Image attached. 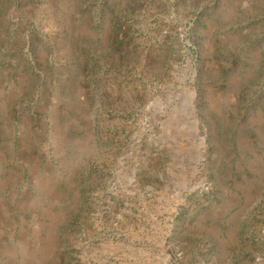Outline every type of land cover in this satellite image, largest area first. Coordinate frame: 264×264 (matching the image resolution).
Listing matches in <instances>:
<instances>
[{
    "label": "rangeland",
    "instance_id": "374dc122",
    "mask_svg": "<svg viewBox=\"0 0 264 264\" xmlns=\"http://www.w3.org/2000/svg\"><path fill=\"white\" fill-rule=\"evenodd\" d=\"M0 264H264V0H0Z\"/></svg>",
    "mask_w": 264,
    "mask_h": 264
}]
</instances>
